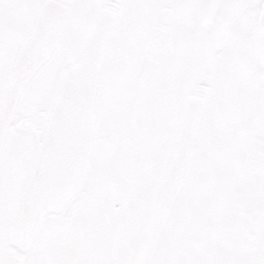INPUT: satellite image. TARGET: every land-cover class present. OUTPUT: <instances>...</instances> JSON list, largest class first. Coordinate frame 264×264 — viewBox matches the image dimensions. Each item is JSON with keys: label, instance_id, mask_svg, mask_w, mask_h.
<instances>
[{"label": "snow or ice", "instance_id": "obj_1", "mask_svg": "<svg viewBox=\"0 0 264 264\" xmlns=\"http://www.w3.org/2000/svg\"><path fill=\"white\" fill-rule=\"evenodd\" d=\"M0 264H264V0H0Z\"/></svg>", "mask_w": 264, "mask_h": 264}]
</instances>
